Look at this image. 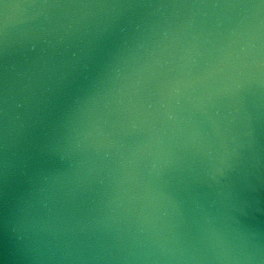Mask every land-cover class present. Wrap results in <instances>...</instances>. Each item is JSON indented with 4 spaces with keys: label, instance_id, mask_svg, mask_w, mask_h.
Here are the masks:
<instances>
[{
    "label": "water",
    "instance_id": "1",
    "mask_svg": "<svg viewBox=\"0 0 264 264\" xmlns=\"http://www.w3.org/2000/svg\"><path fill=\"white\" fill-rule=\"evenodd\" d=\"M71 2L111 4L125 0ZM134 2L177 6L27 10L28 17H36L30 27L45 23L44 16L65 26L71 23L73 43L85 48L91 42L95 49L87 72L74 73L70 81L61 86H57L58 79L54 76L48 85L56 88V95L47 113V135L42 134L39 143L52 139L63 142L73 128L86 122V117H77L80 107L77 101L91 96L94 84L110 89L107 99L94 109L93 120L98 130L92 140L80 150L46 154L39 159L38 168L61 179L70 171L69 161L73 165L83 164L78 170L79 187L74 193L67 188L60 191L57 208L66 220L85 227V235L77 239L111 246L117 234L134 235L139 227L138 223L131 222L129 209L136 207L132 196L139 198L146 189L164 191L182 201L181 211L186 221L182 231L194 236L193 221L199 219V214L192 198L196 197L205 207L212 205L209 210L215 212L221 208L229 184L239 179L233 175L222 181V186H217L205 174L208 165L197 154L193 139L198 131H211L207 123V117L211 116L222 129L227 128L230 135L244 144L239 163L241 172L248 174L243 196L251 207L241 219L247 227L264 236V91L257 92L255 88L235 94L225 91L231 89V81L236 79L231 63L222 65L223 71H214L221 58L219 49L226 45L230 33L241 20L249 27L254 26L256 17L253 10L211 5L248 0ZM260 15L264 17V12ZM130 19L143 21L151 29L145 32L146 50L137 54L119 80L106 85L108 66L119 54L120 41L104 30L123 25ZM163 31L169 33L167 39ZM244 39L246 37L236 38L233 45L236 51L243 46ZM165 113L173 119L169 121ZM249 131L255 140L252 148L247 146L245 135ZM231 147L228 145L229 149ZM128 175L134 179L125 180ZM122 180L125 182L121 183ZM26 190L27 186L21 183L14 186L16 195ZM14 204L13 201V207ZM137 210L146 211L144 202L139 203ZM44 212L42 207L35 209L37 215ZM5 216L4 201L0 198V253L5 243ZM169 219L177 222L171 210ZM17 264L29 262L20 259Z\"/></svg>",
    "mask_w": 264,
    "mask_h": 264
},
{
    "label": "clouds",
    "instance_id": "2",
    "mask_svg": "<svg viewBox=\"0 0 264 264\" xmlns=\"http://www.w3.org/2000/svg\"><path fill=\"white\" fill-rule=\"evenodd\" d=\"M173 6L177 5L134 0L111 4L0 0V198L6 211L0 264H17L20 259L29 264H264V236L241 219L251 207L243 196L248 174L241 172L239 163L244 144L211 116L207 117L211 131H198L193 139L197 154L208 165L205 174L217 186L233 175L239 179L229 184L222 206L215 212L209 210L212 205L205 207L196 197L192 198L199 214V219L193 221L194 236L182 231L186 223L182 201L171 193L146 189L139 198L132 196L136 207L129 209L131 222L139 224L134 235L117 234L111 246L81 241L77 237L85 235V227L64 218L57 208V195L65 188L74 193L80 184L78 170L83 164L73 165L69 161L70 171L62 179L37 167L41 156L80 150L94 138L98 130L93 120L94 109L107 99L110 89L94 84L92 95L77 101L80 105L77 117H86V122L73 128L63 142L52 139L39 143L40 136L47 135V113L56 95V88L48 85L54 76L58 79L57 86H61L74 73L87 72L95 49L91 42L85 48L73 43L71 23L65 26L44 16L45 23L30 27L36 17H28L27 10ZM211 6L253 10L255 25L249 27L244 20L237 24L226 45L219 49L221 58L214 71H223L222 65L231 63L236 79L231 81V89L225 91L233 94L253 88L264 91V17L260 15L264 12V0ZM104 31L120 41L119 54L108 66L110 72L104 82L107 85L119 80L137 54L146 50L145 32L151 29L143 21L130 19ZM162 35L167 39L169 33L163 31ZM243 37H246L243 46L236 51L235 40ZM165 115L169 121L173 119L172 115ZM232 123L228 121L229 125ZM245 135L247 146L252 148L255 144L252 132ZM228 145H232L231 149ZM60 158L65 157L60 155ZM133 179L130 175L125 177L127 181ZM17 183L26 185L27 190L16 195ZM140 202H144L146 211L137 210ZM38 206L45 210L43 215L35 214ZM170 210L177 218L175 223L169 219ZM116 231L119 233V229Z\"/></svg>",
    "mask_w": 264,
    "mask_h": 264
}]
</instances>
